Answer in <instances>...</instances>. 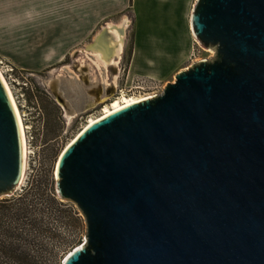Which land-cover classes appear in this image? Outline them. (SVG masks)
Returning <instances> with one entry per match:
<instances>
[{
  "label": "water",
  "instance_id": "1",
  "mask_svg": "<svg viewBox=\"0 0 264 264\" xmlns=\"http://www.w3.org/2000/svg\"><path fill=\"white\" fill-rule=\"evenodd\" d=\"M190 28L212 57L61 153L56 195L86 226L62 264H264V0H195ZM23 173L0 80V196Z\"/></svg>",
  "mask_w": 264,
  "mask_h": 264
},
{
  "label": "rangeland",
  "instance_id": "2",
  "mask_svg": "<svg viewBox=\"0 0 264 264\" xmlns=\"http://www.w3.org/2000/svg\"><path fill=\"white\" fill-rule=\"evenodd\" d=\"M192 2L148 0L138 6L135 28L127 22L119 65L112 64L108 69H97L94 54L86 50L41 74L19 72L3 60L14 71L11 77H2L25 128L27 170L24 183L12 194L0 196V203L17 199L35 182L41 183V189L50 196L55 191V169L61 153L91 119L100 117L116 100L161 95L180 71L213 56L192 36L190 19L187 20ZM118 22L119 19L114 24ZM135 47L140 51L138 66L143 72L153 71L152 75H134L130 71ZM137 86L143 89H135ZM30 202L31 218L43 224L46 234L33 235L30 247L21 251L34 258L39 252L37 247L43 245L48 253H43L41 263L62 264L65 255L58 256L61 248L70 246L71 252L85 241L84 219L68 202L63 201L72 205L78 215H51L39 201L30 198ZM0 264L9 263L0 260Z\"/></svg>",
  "mask_w": 264,
  "mask_h": 264
},
{
  "label": "crops",
  "instance_id": "3",
  "mask_svg": "<svg viewBox=\"0 0 264 264\" xmlns=\"http://www.w3.org/2000/svg\"><path fill=\"white\" fill-rule=\"evenodd\" d=\"M146 1L0 0V58L19 72L41 74L82 50L112 54L105 26L128 22L135 28L137 8ZM118 19L119 24H114ZM132 38L135 46L134 34ZM139 55L135 47L130 71L152 75L153 71L143 72L138 66Z\"/></svg>",
  "mask_w": 264,
  "mask_h": 264
},
{
  "label": "trees",
  "instance_id": "4",
  "mask_svg": "<svg viewBox=\"0 0 264 264\" xmlns=\"http://www.w3.org/2000/svg\"><path fill=\"white\" fill-rule=\"evenodd\" d=\"M29 189L24 191L17 199L0 203V260H6L9 264H42L43 253L48 251L40 245L38 255L32 257L29 252H22L25 246L30 247L32 237H41L46 234L42 229L43 224L37 219L32 220V209L30 198L39 201L42 208L49 213H72L78 215L77 211L69 207L70 204L58 199L56 192L50 196L41 189V183L35 182ZM56 208V209H55ZM45 217V212L42 211ZM70 246H63L58 252V256H66L70 251ZM50 253V252H49Z\"/></svg>",
  "mask_w": 264,
  "mask_h": 264
},
{
  "label": "bare ground",
  "instance_id": "5",
  "mask_svg": "<svg viewBox=\"0 0 264 264\" xmlns=\"http://www.w3.org/2000/svg\"><path fill=\"white\" fill-rule=\"evenodd\" d=\"M126 27H127V24L124 22L120 26L108 25L106 28H104L103 32L107 34L108 45H109V48L111 50H113V52H112V54L106 55L99 50H92L91 51L94 54V57H95L94 63H95V66L97 69H101V68L108 69V67L112 64L114 66L118 65L120 53L123 49V39H124ZM209 53H211V52H209ZM0 80L3 83V85L6 89V92L8 93V96H9L10 101L12 103V106L14 108L16 117L18 119V124H19L20 132H21L23 156H24V173H23L22 182H21V185H22L24 183V181L26 180V170H27V150H26L25 128L23 126L21 116H20V112L16 106V103L14 101L12 94H11V91H10L6 81L4 80V78L2 77L1 74H0ZM152 97L153 96H151V97H139V98H123L122 101L116 100L110 104V107L108 109H106L100 117L95 118V119H91L87 123V125L82 129L81 132H83L90 125H93L94 123L102 120L103 118H105V117H107V116H109V115H111L117 111H120V110H122L128 106L133 105V104L140 103V102L145 101L147 99H151ZM72 142H73V140L70 142V144ZM70 144H68V145H70Z\"/></svg>",
  "mask_w": 264,
  "mask_h": 264
},
{
  "label": "built area",
  "instance_id": "6",
  "mask_svg": "<svg viewBox=\"0 0 264 264\" xmlns=\"http://www.w3.org/2000/svg\"><path fill=\"white\" fill-rule=\"evenodd\" d=\"M0 74L1 75H8L9 77H11V75L13 74V69L10 68L2 59H0ZM138 87V86H137ZM135 89H143V88H135ZM147 97H151V96H147ZM81 247V246H80Z\"/></svg>",
  "mask_w": 264,
  "mask_h": 264
}]
</instances>
